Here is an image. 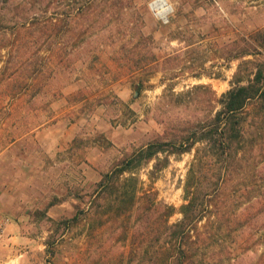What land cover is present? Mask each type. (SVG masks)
Returning a JSON list of instances; mask_svg holds the SVG:
<instances>
[{
    "label": "rangeland",
    "instance_id": "obj_1",
    "mask_svg": "<svg viewBox=\"0 0 264 264\" xmlns=\"http://www.w3.org/2000/svg\"><path fill=\"white\" fill-rule=\"evenodd\" d=\"M153 1L0 0L2 25L52 17L50 42L64 58L48 59L34 78L0 74V209L11 219L0 264H125L129 241L116 242L102 226L90 234L107 202L97 183L162 137L167 121L214 113L243 59L262 58L233 55L237 46L250 49L253 33L264 30V0H166L163 18L151 10ZM39 36L31 51L44 55L48 46ZM155 59L144 71V62ZM254 71L248 64L241 84ZM170 87L181 96L168 97ZM193 155H172L156 172L155 161L134 170L140 194L155 191L175 207L171 223L181 218ZM259 235V252L245 250L235 263L260 258Z\"/></svg>",
    "mask_w": 264,
    "mask_h": 264
},
{
    "label": "trees",
    "instance_id": "obj_2",
    "mask_svg": "<svg viewBox=\"0 0 264 264\" xmlns=\"http://www.w3.org/2000/svg\"><path fill=\"white\" fill-rule=\"evenodd\" d=\"M1 2L6 4L7 0ZM39 21L28 17L13 26L0 23L1 75L9 70L13 75L22 71L30 79L45 73L48 59L57 56L64 61L50 42L56 36L54 20ZM36 32L42 33L38 39L45 37L43 44L48 49L44 55L39 48L31 51L37 46L32 44ZM252 39L250 49L247 43L237 46L233 57L262 58L243 59L234 86L217 98L219 108L214 113L167 121L162 137L121 159L97 183L107 202L103 203L102 219L91 224L90 234L102 226L112 232V239L114 233L117 235L116 242L129 241L130 249L122 263L240 264L235 261L245 250L259 252V234H264V53L260 51L264 50V30L253 33ZM155 60H146L143 70H151ZM248 64L255 70L253 77L241 84L238 77ZM144 82L141 79L136 86L140 89ZM14 85L23 86L18 82ZM199 88L206 89L203 85ZM168 91V97L181 96L172 93L173 87ZM191 152L194 155L184 183L181 218L171 223L175 207L160 201L155 191L140 194L134 170L155 161L152 172H156L172 155ZM126 173L130 174L124 177ZM251 264H264V252Z\"/></svg>",
    "mask_w": 264,
    "mask_h": 264
},
{
    "label": "built area",
    "instance_id": "obj_3",
    "mask_svg": "<svg viewBox=\"0 0 264 264\" xmlns=\"http://www.w3.org/2000/svg\"><path fill=\"white\" fill-rule=\"evenodd\" d=\"M158 0H154L150 4V8L154 13H157V5L156 2ZM154 4V5H153ZM163 18V17H162ZM11 225V219L10 217L0 209V248L3 245L5 238L7 236V232L9 230V227Z\"/></svg>",
    "mask_w": 264,
    "mask_h": 264
},
{
    "label": "bare ground",
    "instance_id": "obj_4",
    "mask_svg": "<svg viewBox=\"0 0 264 264\" xmlns=\"http://www.w3.org/2000/svg\"><path fill=\"white\" fill-rule=\"evenodd\" d=\"M154 5V4H153ZM157 5V14L161 17H165L166 14L170 11L169 4L166 0H158Z\"/></svg>",
    "mask_w": 264,
    "mask_h": 264
}]
</instances>
